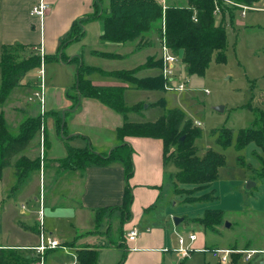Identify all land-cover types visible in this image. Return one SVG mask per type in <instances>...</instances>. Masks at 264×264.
Masks as SVG:
<instances>
[{"label":"rangeland","instance_id":"374dc122","mask_svg":"<svg viewBox=\"0 0 264 264\" xmlns=\"http://www.w3.org/2000/svg\"><path fill=\"white\" fill-rule=\"evenodd\" d=\"M160 4L164 10L165 7L169 6L185 7L186 1L160 0ZM218 4L227 9L228 12L225 13L227 16L235 14L233 19L226 17L223 21L226 38L225 61L223 63H217L215 55H213L205 74L202 77H188L189 85L184 92L180 93L166 90H136L129 84H125L126 87L123 86L125 87L123 105L126 108L139 105L136 112H129L126 115L128 123H153L162 117L167 110L172 109L181 110L185 114L186 119L192 122V127H184L182 130L177 131L170 141V146L165 154L167 163L166 180L161 194V201L158 203L159 208L156 211L160 213V211L167 209L168 215H163L165 220L162 223L158 221V223L155 222L151 226L152 228L166 230L167 235L170 236L171 251L165 255V264H179L176 254L172 252V249L176 247L175 232L183 237L193 232L198 236L199 241L203 239L207 245L215 248L219 247L218 249L264 252V178L260 176V162L257 158V155L261 153L254 142L249 143L240 150L237 149L241 130L264 127V0H258L251 7L244 6L248 8L244 17H242L243 10L240 8L242 5L233 3L230 0H219ZM100 5L103 10L109 11L110 0H102ZM222 20V16L219 13H215V24L219 25ZM97 26L96 24L90 26L83 41L73 45L67 52L68 55H73L78 49L84 66L98 67L101 70L111 72L133 70L143 65V63L145 64L146 61L150 63L159 61V57L157 58L158 48L156 49V46H154V50L145 48L121 59L105 60L93 57L91 54L92 47L94 45L102 47V43L97 42ZM162 26L163 18L159 27L157 26L155 30L157 34L159 32V35L162 31ZM153 38L154 36L152 41ZM147 44L148 47H151V42ZM107 51H112V49ZM117 52L122 53L120 50ZM37 54L38 52L30 49H20L14 53L13 62L18 66L19 64H26L33 61L36 57L41 58L40 54ZM45 66L44 83L47 92L52 98L53 107L61 108L65 102V93L72 90L75 83L77 65L47 62ZM180 67L179 76L184 78L187 76L184 66L181 65ZM95 73L90 75L92 80H97L101 77ZM159 75L160 70L146 69L137 72L136 77L144 79ZM38 84V70L30 71L24 83L12 89L5 102L1 105L0 114H2L5 125L10 132L17 133L18 126L22 120L38 115V101L32 97V93L38 89ZM25 98H28V103L24 105L23 99ZM71 102L74 104L72 100ZM217 107H222V111H217ZM114 114L121 118L120 115ZM197 123L198 125H196ZM83 126L87 127H81V129H85L91 135H97L100 129H104L103 124L95 123L92 125L88 119ZM192 129L200 132V136L193 141V148L196 150V156L199 160H202L205 153L209 150L222 155L224 159V164L217 170L216 179L210 186L214 200L209 202L187 203L184 200V196L173 193V161L182 150L181 147L183 145L181 143H190L188 140ZM223 129L230 130L232 133L231 143L228 148H222L216 142ZM53 130L51 141L58 144L56 153H59L61 147L58 142L61 140V135H57L55 125ZM68 133L65 131L64 134ZM104 134L106 135V132ZM182 138H185V142H180ZM41 145L43 147L42 142ZM97 149L102 151L101 148ZM92 150L96 153H101L95 151L96 148H92ZM107 153L103 152L102 154ZM29 154L33 155L31 151ZM45 164L48 165L49 163ZM54 165V168L46 173L47 175H44L43 170H41L40 176L39 169L35 172L27 173L23 177H16L15 171L13 174L12 170H10L11 184L5 197H10L13 203L10 205L11 210L6 208L4 210L2 208L3 205L0 204V246L10 245L11 243L22 244L27 241L28 237L24 233L33 232V230H30L25 222L27 217L31 215L32 221L30 220L28 223L35 226L38 233L44 230L46 234H49L50 230L56 228L59 236L63 238L61 242H58L67 248L69 253L76 254L77 250L85 248L76 247L85 243V241H80V238L73 240V237L79 234L76 228L71 227L64 221H60V223L54 221L62 214L63 207L70 203L69 197L67 198L65 194V184L57 176V166H66L62 162ZM9 180L8 171L4 169L0 183L2 188L8 185ZM179 188L190 190L193 186L182 185ZM10 189H12L11 192ZM5 199L7 200L8 198ZM206 210L223 212V225H221L217 234L205 233L202 226L198 223V218H201ZM15 214L21 215L18 220L23 223L22 227L12 224V217ZM47 216L53 221H47ZM126 218L127 214L124 213L123 209H109L97 214V220L100 222L98 226L102 223L103 228L108 225L112 228L110 239L113 242L108 243V247H122L118 262L122 259V256H126L123 248L127 243V232H123L122 235L120 232L122 221H126ZM174 218L182 219V221L175 226ZM225 223H229L230 227L225 228ZM86 234L84 233V235ZM96 240L94 242L91 239H87L86 243L100 245L101 241H103L102 239ZM13 250L17 253V256L22 258L34 257L33 253H31L33 251ZM258 253L246 261L242 255H236L241 256L239 264H264V254L259 255ZM43 256L45 258L42 264H70L72 262L71 256L62 250H55V252L48 253L46 256L44 254ZM113 260L114 254H109L106 257V262L100 261L99 264H111ZM203 261L206 262L205 264L216 263L210 255L196 253L182 264H204Z\"/></svg>","mask_w":264,"mask_h":264},{"label":"trees","instance_id":"16d2710c","mask_svg":"<svg viewBox=\"0 0 264 264\" xmlns=\"http://www.w3.org/2000/svg\"><path fill=\"white\" fill-rule=\"evenodd\" d=\"M101 1L95 0L92 14L72 24L69 34L61 41L55 55L43 56V59L36 57L33 61L18 66L13 62L14 53L20 49L27 50L30 48L19 44L2 46L0 57V107L12 89L18 87L21 80L30 71L40 68L42 60L44 63L54 61L65 65L76 64L75 83L72 90L67 92L68 98L74 102L72 109L82 98L101 103L123 119V124L117 128L119 138L131 136L160 139L163 144L165 159L172 136L184 127H192V122L186 119L185 114L179 109H172L167 110L162 117L153 123H128L126 115L129 112H136L139 105L132 108H126L123 105L125 87L95 86L88 79V76L92 73L98 72L104 77L123 84H129L136 90L164 91L163 80L160 75L144 79L136 77L137 72L141 70L156 69L159 71L160 61L157 60L156 63L146 61L145 64L133 70L104 72L94 67L84 66L80 55L71 58L66 57L64 50L68 45L77 42L85 35L84 26L87 23L98 20L103 25L102 34L99 37L101 43L133 44L137 42L135 51H139L148 46L147 41L149 40L147 37L157 29V26L159 27L163 18L167 46L173 54L179 57L184 66L185 74L188 77H202L208 69L213 55H215L217 63L225 61L226 38L223 21L226 17L233 19L235 14L227 16L225 13L228 11L224 6H219V0H185V7L169 6L165 7L164 10L160 0H110L109 11L101 8ZM230 1L249 7L258 2V0ZM215 13H219L223 18L219 25L215 24ZM93 53L106 59L119 57L115 54ZM55 130L59 136L65 137L67 135L64 134L66 122L63 120V115L55 117ZM40 132V116L27 117L22 120L18 126V132L14 134L8 130L4 118L0 114V180L3 170L11 166L14 168L16 177H23L27 173L39 169L38 158L30 160L24 155V152ZM45 132L46 129L44 128ZM199 136L200 132L192 129L188 140L190 143H181L183 145H181L182 150L173 161L177 167V172L172 178L173 193L184 196L187 203H203L214 200L210 186L216 179L217 170L224 164L222 155L211 150L205 153L202 160L197 158L193 141ZM231 139V131L223 129L216 142L222 148H228ZM180 142H185V138L180 139ZM251 142L255 143L261 153L257 155V158L260 162V176L264 178V127L241 130L237 149L240 150ZM132 155V147L125 143L112 148L107 154L96 153L91 147L84 149L68 147L66 157L61 159L60 162L67 168H74L75 170H84L89 167L101 168L113 163L120 164L125 173L126 186L122 204L116 209H123L124 213L127 214L126 221H122V223H125L131 218L130 208L133 200L132 191L128 185V180L133 175ZM182 185H191L193 188L184 190L179 188ZM101 212H105V210L95 212L96 227L100 223L97 220V214ZM223 218V212L219 210H206L203 216L198 218V223L205 233L217 234L219 228L223 225ZM120 232L122 235L123 231L120 230ZM48 253L49 251L45 252V256ZM16 254L13 249L0 247V264H39L40 262L39 255L32 258H22ZM75 255L76 264H97L99 251L97 248L85 247L77 250ZM124 258L125 255L122 256L118 264H122ZM240 259V255H234L230 264H239Z\"/></svg>","mask_w":264,"mask_h":264},{"label":"crops","instance_id":"0c3cea01","mask_svg":"<svg viewBox=\"0 0 264 264\" xmlns=\"http://www.w3.org/2000/svg\"><path fill=\"white\" fill-rule=\"evenodd\" d=\"M37 1L38 0H0V49L2 46L19 44L29 47L32 51L38 52L40 56V52H42V59L43 56L55 55L61 41L69 34L72 24L75 21L92 14L93 4L95 2V0H43L47 4L48 9L42 23H40L37 19L32 18L29 13L31 6H33ZM93 24L98 25L97 42H100L99 37L102 34V23L100 21L89 22L84 26L85 35L77 42L68 45L64 50L66 57L71 58L79 55L78 49L73 55H68L67 52L71 47H73V45L83 41L86 37V31ZM153 36L154 38L152 41ZM147 38L149 40L147 43L151 42V47L147 46L146 49L154 50V46H156V49L158 48V58L160 38L159 32L157 34L154 31L149 34V37ZM136 44L137 42L133 44L102 43V47H96L94 45L91 49V54L93 57L105 60L115 59H106L95 55L93 52L115 54L119 56L116 59H121L136 52L134 46ZM108 49H112V51H107ZM119 50L122 51V53H118L117 51ZM45 64L46 63L43 62L44 78ZM97 69L101 70V68L98 67ZM37 70L39 71V69ZM102 71L104 70L102 69ZM95 74L100 75L101 77L97 80H92V77L88 76V79L95 86L126 87L125 84L104 77L98 72ZM157 74H159V72H157ZM26 77L27 75L21 80L19 86L24 83ZM45 90L44 113L41 115L40 106L39 103H37L39 106V113L38 115L33 116L41 117V132L27 147L24 155L30 160L38 158L40 176L41 170H43L44 175H47L46 173H48L50 169L54 168V164H57L61 159L66 157L68 147L75 149L91 147L93 149L96 148L95 151L103 153L109 152L112 148L120 144H129L133 149V175L128 180V185L131 188L133 200L130 208L131 218L129 221L122 223L121 230L125 233L132 227H135L139 230V236L134 242H127L125 244L123 249L126 252V256L122 264H165V255L168 253V250H171L170 236L167 235L166 230L151 227L155 224V222L158 223V221H160L162 223L165 220L163 215H168L167 209H165V211H160V213L156 212L159 208L158 203L161 201V194L166 180L167 163L163 156L162 141L155 138L131 136L119 138L117 136V128L123 124V119L118 118L113 111L106 108L101 103L95 100L83 99L79 100L77 107L72 109L73 103L69 100L66 92L65 102L62 107L54 108L52 98H50L47 89ZM28 98L23 99L24 105L28 103ZM60 115H63V120L66 122V131L69 133L65 137L61 136L60 142L57 141L61 150L59 153H56V146L58 144L53 143L51 138L53 137L52 132L54 131L53 126L55 125V117ZM87 119L92 123V125L95 123L103 124L104 129H100L97 135H91L88 131H85V129H81V127H84L83 125ZM86 127L87 126L84 128ZM44 128L46 129L45 133ZM101 130L106 132V135ZM40 138L43 147L41 145ZM45 139L47 140L45 141ZM97 148H101L102 151ZM30 151L33 155L29 154ZM47 162L49 163L48 165L45 164ZM59 167L60 166H57V176L59 177V180L65 184V194L67 198L69 197L68 200L70 203L63 207L62 214L54 221L59 223L60 221H64L71 227L77 229L79 234H77L76 237H73V240L80 238L79 240L85 241V243L76 247H99L97 248L99 251L97 264H99L100 261L106 262V257L109 254H114V260L111 264H117L122 247H108L107 244L113 242L110 239V232L112 228L110 225L107 227L104 226L103 228V224L101 223L97 228L98 230L95 229L96 224L94 215L95 212L99 210H117L116 208L121 206L126 186V180L124 177L125 173L122 166L118 163H113L106 167H89L84 170ZM5 170L8 171V178L10 180L5 188H2V184H0V204L3 205L2 208L4 210L5 208L7 210H11L10 205L13 203L12 199L7 196L5 197V195L7 194L11 184L10 170H12V173L14 174V168L8 167ZM172 172V175L177 172L175 164ZM1 181L2 177L0 183ZM11 191L12 189H10V192ZM5 198L8 199L6 200ZM19 215H13L12 224L17 226L20 225L22 227L23 223L18 220V217H21V215ZM30 216L27 217L25 223H27L26 226L30 228V230H33V232H28L26 234L23 232L24 235L28 237L27 241L22 244L11 243L10 245H1L0 247L16 250H30L33 251L31 252L33 253V256H38L34 248L39 244V233L35 226L28 223L30 220L32 221ZM46 220L49 222L53 221L48 216ZM48 233V235L59 242H61V239L63 240L62 236H59L56 228L50 230ZM84 233L87 234L84 235ZM87 239H91V241L94 242L96 239H102L103 241H101L100 245H96L86 243ZM192 246L197 250L215 248L214 246L207 245L203 239L199 241L198 236ZM51 252H55V250L49 251V253ZM258 254L262 255L264 252ZM203 255L207 254L203 253ZM183 262L178 261L179 264H182ZM203 262L204 264L206 263L205 261Z\"/></svg>","mask_w":264,"mask_h":264},{"label":"built area","instance_id":"2783aa9c","mask_svg":"<svg viewBox=\"0 0 264 264\" xmlns=\"http://www.w3.org/2000/svg\"><path fill=\"white\" fill-rule=\"evenodd\" d=\"M243 12L242 17L245 16L246 10L248 8L241 6ZM48 6L43 0H38L33 6L30 8V16L36 18L40 23H42L43 18L47 12ZM218 12V10H216ZM41 56H42V52ZM159 61L161 63L160 67V76L163 80V88L168 92H184L189 85L188 76L181 78L179 73L181 71V61L179 57L172 53L170 48L166 43V35H165V24L163 21L162 31L160 32L159 38ZM38 89L32 93V97H34L40 106L41 115L44 113L45 106V83H44V66L43 62H41V66L38 71ZM207 92V91H206ZM30 100V99H29ZM198 125V123L196 124ZM139 236V230L135 227H132L126 233V241L134 242ZM176 237V247L172 249V252L176 254V257L179 262H183L192 257L195 253H204L208 254L215 260L218 264H230L231 258L233 255L240 254L243 256V259L249 260L253 255L257 254V251H238V250H224L218 248L212 249H202L197 250L193 248V243L197 239V235L193 232L188 233L186 237L175 232ZM37 254L40 256L39 264H42L43 255L46 251L53 250H62L65 253H68L67 248L62 246L56 239L52 238L50 235L46 234L44 230L39 231V244L34 248ZM171 250H168L170 252ZM69 254V253H68ZM72 258V262L70 264H76V256L73 254H69Z\"/></svg>","mask_w":264,"mask_h":264},{"label":"water","instance_id":"95a60500","mask_svg":"<svg viewBox=\"0 0 264 264\" xmlns=\"http://www.w3.org/2000/svg\"><path fill=\"white\" fill-rule=\"evenodd\" d=\"M216 110H217V111H222V107H217ZM183 139H184V138H182V140H183ZM173 221H174V225L177 226V225L182 221V219L174 218ZM224 227H225V228H229V227H230L229 223H225V224H224Z\"/></svg>","mask_w":264,"mask_h":264}]
</instances>
